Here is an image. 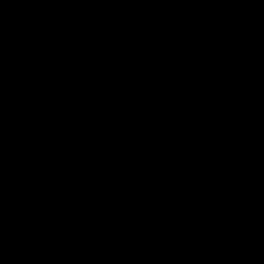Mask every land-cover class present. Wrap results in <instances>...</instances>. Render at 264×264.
<instances>
[{"label": "water", "instance_id": "95a60500", "mask_svg": "<svg viewBox=\"0 0 264 264\" xmlns=\"http://www.w3.org/2000/svg\"><path fill=\"white\" fill-rule=\"evenodd\" d=\"M0 264H264V0H0Z\"/></svg>", "mask_w": 264, "mask_h": 264}, {"label": "bare ground", "instance_id": "6f19581e", "mask_svg": "<svg viewBox=\"0 0 264 264\" xmlns=\"http://www.w3.org/2000/svg\"><path fill=\"white\" fill-rule=\"evenodd\" d=\"M20 115V113H19ZM16 122V119H12V121H10V124L7 122V130L11 131L9 132L10 135L6 138V139H10L12 133H13V130H14V127L12 126L14 123ZM91 122V119H88V118H85L84 119V125H87ZM15 133L18 135V138L16 140V143L19 145V147L22 149V148H26L28 149L30 152H35V153H39V154H42V151H43V147H35L34 145V139L32 138H24L21 136V132H17L15 131ZM13 140H14V137H13ZM61 149V148H60ZM62 150V149H61ZM67 150H72L71 148H65L64 151H67ZM71 157L75 158V159H78V155L77 153L75 152H72L71 153ZM16 204L17 202L13 201L10 203V207H9V217H11L12 219L16 220V221H20L22 222V215L24 213V208H28V206L26 205H21L20 208H17L16 207ZM54 212V211H52ZM29 214H30V210H29ZM35 222L36 223H39L40 222V218L39 217H36L34 218Z\"/></svg>", "mask_w": 264, "mask_h": 264}]
</instances>
